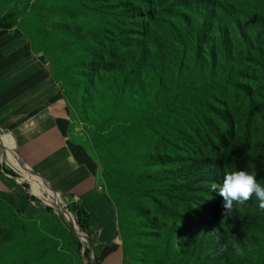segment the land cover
I'll return each instance as SVG.
<instances>
[{
    "label": "rangeland",
    "instance_id": "374dc122",
    "mask_svg": "<svg viewBox=\"0 0 264 264\" xmlns=\"http://www.w3.org/2000/svg\"><path fill=\"white\" fill-rule=\"evenodd\" d=\"M204 1L0 0V23H11L7 33L17 29L28 53L41 56L73 137L97 165L125 264H250L263 244L264 210L255 196L223 216L222 198L200 181L186 204L169 194L200 160L215 166L217 148L226 173L257 172L264 186V73L259 86L240 79L224 92L210 87L213 78L235 79L243 43H233L225 59L213 29L200 41L194 27ZM177 6L189 8L193 28ZM202 88L215 96L213 125L202 123L209 111L197 113L198 94L185 95ZM0 159L30 203L21 210L0 195V264H93L83 206L46 185L55 197L43 202L2 149Z\"/></svg>",
    "mask_w": 264,
    "mask_h": 264
},
{
    "label": "crops",
    "instance_id": "0c3cea01",
    "mask_svg": "<svg viewBox=\"0 0 264 264\" xmlns=\"http://www.w3.org/2000/svg\"><path fill=\"white\" fill-rule=\"evenodd\" d=\"M0 149L32 195L55 197L48 187L83 206L93 264H125L115 211L98 190L93 157L72 135L66 102L41 56L10 33L0 38ZM2 167L0 159V195L28 210L19 183Z\"/></svg>",
    "mask_w": 264,
    "mask_h": 264
},
{
    "label": "trees",
    "instance_id": "16d2710c",
    "mask_svg": "<svg viewBox=\"0 0 264 264\" xmlns=\"http://www.w3.org/2000/svg\"><path fill=\"white\" fill-rule=\"evenodd\" d=\"M192 1L193 0H187L189 4H191ZM204 3L206 4L205 15L201 18L200 24L194 27L200 41L203 43L204 40H207L213 29V35L220 41V48L223 58L225 59L232 55L233 43L238 40H240V43H243L240 55L241 61L238 65L235 79L229 80L227 76H224L222 79L216 81L213 78L210 87L213 90L222 88L220 91L224 92L228 90V86L230 85L232 87L238 86V80L240 79L248 81L249 84L253 86H259V79H261L264 73V61L261 56V52L264 51V0H243L240 2V5L225 0H205ZM177 8H179L180 13L179 19H183L187 28H193L189 8L183 6H177ZM12 27L11 23H0V38ZM13 35L15 37L21 36L17 29L13 31ZM217 63L216 57L213 56V66L216 67ZM197 94L199 101L197 113L202 117L203 114L209 111L208 117L205 118V121L202 123L206 124L210 121L213 125V113H219L217 108L214 109L215 96L213 92H210L209 88H202L199 92L195 90L185 91V95L188 97H194ZM254 94L255 91L250 90L247 96L252 100ZM213 110H215V112H213ZM208 137L210 136L205 135L204 139ZM216 150L217 151L214 152L212 156V159H216L215 166H210L206 164L204 160H200L199 164L194 167V172L187 175L183 185L175 190L173 188L169 191L172 198L180 203L179 205L187 203V196L190 193V188L199 181L201 184L207 185L205 186V188L207 187L206 190H211V185L215 183L218 191L223 183L226 172L222 166L224 159L223 156H221L222 152H219V148ZM26 199H29V197H26ZM248 208H250V205H248ZM203 211L206 216L209 214L211 215L210 206L204 208ZM261 233L263 235L261 250L258 253L257 259L250 264H264V229Z\"/></svg>",
    "mask_w": 264,
    "mask_h": 264
},
{
    "label": "clouds",
    "instance_id": "9594fccd",
    "mask_svg": "<svg viewBox=\"0 0 264 264\" xmlns=\"http://www.w3.org/2000/svg\"><path fill=\"white\" fill-rule=\"evenodd\" d=\"M257 172L245 170L231 171L225 174L223 183L217 191V185L213 183L211 190L218 192L222 198V215H230L235 203L243 204L255 196L259 202V208L264 210V186L257 180Z\"/></svg>",
    "mask_w": 264,
    "mask_h": 264
},
{
    "label": "built area",
    "instance_id": "2783aa9c",
    "mask_svg": "<svg viewBox=\"0 0 264 264\" xmlns=\"http://www.w3.org/2000/svg\"><path fill=\"white\" fill-rule=\"evenodd\" d=\"M101 189H102V188L99 186V187H98V190L101 191Z\"/></svg>",
    "mask_w": 264,
    "mask_h": 264
}]
</instances>
